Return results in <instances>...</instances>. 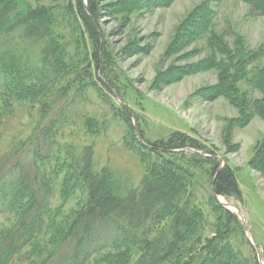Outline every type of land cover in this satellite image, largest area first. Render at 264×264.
<instances>
[{"label": "trees", "instance_id": "obj_1", "mask_svg": "<svg viewBox=\"0 0 264 264\" xmlns=\"http://www.w3.org/2000/svg\"><path fill=\"white\" fill-rule=\"evenodd\" d=\"M43 1L0 0V104L5 109L10 104L39 106L40 126L47 122L41 134L36 128L30 139L0 158V214L14 217L11 225L0 230V264H89L110 244L121 248L110 257L112 264H129L136 255L135 264H259L245 259L232 243L234 229L242 232L240 221L213 195L241 200L234 172L228 165L222 168L215 153L197 140L177 132L166 140L143 144L133 131L124 146L139 158L144 176L138 187L125 194L118 191L111 168L96 167L93 146L79 148L57 141L72 104L54 119L51 114L60 103L68 104L71 95L77 100L89 90L98 91L100 78L95 74L107 70L112 58L102 43L99 0H68L63 9ZM114 1L106 14L127 17L165 8L174 0ZM241 1L264 16V0ZM59 12L80 23L91 41V54L83 51L80 41H64ZM211 19L209 8H196L180 26L172 47L179 52L205 38L210 57L193 67L174 68L160 80L173 84L213 69L219 72V82L199 97L206 102L224 97L243 107L246 97L240 83L264 93V67L250 69L264 51L247 49L241 39L229 47L211 31ZM251 116L264 118V108L258 105ZM122 117L132 127L129 114L122 111ZM83 125L97 134L95 121L84 118ZM30 151V158L25 157ZM206 166L208 205L217 221L214 236L201 245L207 217L197 204L196 173ZM250 167L264 177V138ZM56 199L59 206L53 209ZM72 200L77 201L75 207L65 213Z\"/></svg>", "mask_w": 264, "mask_h": 264}, {"label": "rangeland", "instance_id": "obj_2", "mask_svg": "<svg viewBox=\"0 0 264 264\" xmlns=\"http://www.w3.org/2000/svg\"><path fill=\"white\" fill-rule=\"evenodd\" d=\"M67 1L43 2L63 9ZM112 3L115 1L99 0V6L103 9L100 20L102 43H105L111 54V64L107 70L104 68L95 74L101 81H97L98 91L89 90L86 96L78 97L77 100L71 95L68 104L60 103L51 114L50 118L54 119L65 106L72 104L67 107L71 110L69 119L60 126L57 141L79 148L93 146L96 167L111 168L118 191L125 194L138 187L144 176L139 158L124 146L133 131L143 144L166 140L177 132L197 140L208 151L215 153L222 168L230 166L242 191L241 200L219 197L226 208L238 215L242 227V232L234 229L232 243L245 259H256L259 264H264V177L250 167L256 146L264 138V118L251 115L258 105L264 108V93L242 82L239 88L246 97L243 107L235 106L224 97L206 102L199 97L200 94L213 89L219 82V72L213 69L189 74L173 84L167 85L160 80L162 74L174 68L193 67L210 57L205 38L179 52L172 48L180 26L196 8H209L212 13L211 31L229 47L232 48L241 39L251 51H264V16L254 14L251 7L241 0L211 4L204 0H174L165 8L134 12L127 17L106 14V8ZM59 14L62 16L61 21L64 19L62 27L65 28L60 30L64 41L70 44L74 40L80 41L83 51L91 54V41L80 23L65 19L64 12ZM194 50L200 53L195 54ZM256 66L264 67V56L250 69ZM104 85L109 86L110 90ZM122 111L129 114L132 127L125 123ZM39 118V106L31 108L10 104L5 109V105L2 108L0 104V158L11 152L20 141L30 139L36 128L38 134L42 133V127L47 122L40 126ZM84 118L95 121L98 128L96 135L83 125ZM245 123L248 125L241 128L240 125ZM36 142L39 144L40 140L37 138ZM202 153V156L208 157V154ZM30 155L31 151L25 157L30 158ZM207 169L209 167L206 166L205 171L196 173L197 181L200 182L196 193L197 204L207 217L206 229L199 242L201 245L205 239L214 236L217 221L208 205ZM76 203L72 200L64 207V212L73 209ZM58 206L59 199H56L53 209ZM13 218L9 214H0V230L11 225ZM117 248L120 247L110 244L95 255L89 264H112L110 257L120 252ZM137 259L138 255L129 264H135ZM184 260L186 258H182Z\"/></svg>", "mask_w": 264, "mask_h": 264}, {"label": "water", "instance_id": "obj_3", "mask_svg": "<svg viewBox=\"0 0 264 264\" xmlns=\"http://www.w3.org/2000/svg\"><path fill=\"white\" fill-rule=\"evenodd\" d=\"M142 142V141H141ZM192 152V151H191ZM213 195L215 196V198L219 201V203L224 207V208H226V206L223 204V203H221V201L219 200V197L218 196H216L214 193H213ZM227 210H230L229 208H226ZM231 211V210H230ZM234 215H236L235 213H233ZM236 216H238V215H236ZM239 218V217H238ZM242 222V221H241ZM243 224V226H244V229H245V231L249 234L250 233V231L248 230V228H247V226H246V223L245 222H243L242 223ZM251 241H253V243H254V240H251ZM254 245V244H253ZM255 247V249L257 250V252H258V248L256 247V246H254Z\"/></svg>", "mask_w": 264, "mask_h": 264}]
</instances>
